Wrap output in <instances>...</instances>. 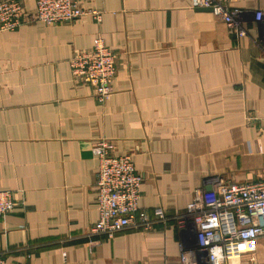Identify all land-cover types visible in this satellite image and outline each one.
Listing matches in <instances>:
<instances>
[{"label":"crops","instance_id":"crops-1","mask_svg":"<svg viewBox=\"0 0 264 264\" xmlns=\"http://www.w3.org/2000/svg\"><path fill=\"white\" fill-rule=\"evenodd\" d=\"M77 1L101 19L0 32V190L22 200L0 218V253L6 264H174L175 224L81 237L99 218L94 146L134 154L148 212L183 214L211 178L262 179L264 0H232L244 36L192 0ZM98 36L117 59L104 103L70 69ZM229 264H264V239Z\"/></svg>","mask_w":264,"mask_h":264},{"label":"built area","instance_id":"built-area-1","mask_svg":"<svg viewBox=\"0 0 264 264\" xmlns=\"http://www.w3.org/2000/svg\"><path fill=\"white\" fill-rule=\"evenodd\" d=\"M192 6L211 10L231 31L245 35L242 11L232 0H192ZM86 16L101 19L99 11L83 8L77 0H35L34 11L27 10L23 0H0V32L35 23L53 26ZM255 18L263 21L264 11L256 12ZM70 69L76 81L93 88L100 103L111 98L117 59L101 36L94 39L91 49L71 58ZM94 154L99 218L81 236L90 243L97 238L114 239L127 230L148 232L158 225L175 224L185 237L178 244L179 257L174 264H229L255 254L258 241L264 239V177L247 183L211 178L210 191L197 189L183 214L169 216L161 208L148 212L139 207L144 176L136 170L134 154H117L105 138L96 141ZM16 195L0 190V218L22 203ZM0 264H6L2 253Z\"/></svg>","mask_w":264,"mask_h":264},{"label":"water","instance_id":"water-1","mask_svg":"<svg viewBox=\"0 0 264 264\" xmlns=\"http://www.w3.org/2000/svg\"><path fill=\"white\" fill-rule=\"evenodd\" d=\"M209 10V9H208ZM211 11V10H210ZM208 191H210L211 190V188L210 187H208V189H207Z\"/></svg>","mask_w":264,"mask_h":264}]
</instances>
